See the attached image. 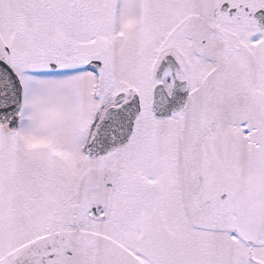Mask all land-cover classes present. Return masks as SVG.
<instances>
[{
	"label": "snow or ice",
	"instance_id": "6c2138e0",
	"mask_svg": "<svg viewBox=\"0 0 264 264\" xmlns=\"http://www.w3.org/2000/svg\"><path fill=\"white\" fill-rule=\"evenodd\" d=\"M0 264H264V0H0Z\"/></svg>",
	"mask_w": 264,
	"mask_h": 264
}]
</instances>
